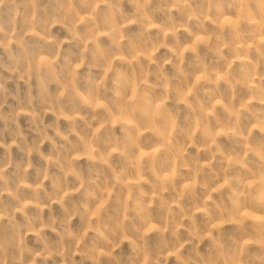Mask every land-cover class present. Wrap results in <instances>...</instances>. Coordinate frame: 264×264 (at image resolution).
<instances>
[{"label":"rangeland","instance_id":"obj_1","mask_svg":"<svg viewBox=\"0 0 264 264\" xmlns=\"http://www.w3.org/2000/svg\"><path fill=\"white\" fill-rule=\"evenodd\" d=\"M0 264H264V0H0Z\"/></svg>","mask_w":264,"mask_h":264}]
</instances>
